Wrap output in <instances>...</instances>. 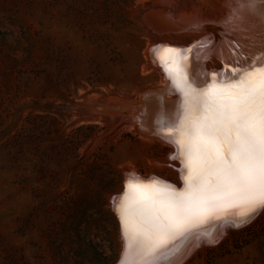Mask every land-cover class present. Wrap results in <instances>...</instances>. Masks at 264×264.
I'll list each match as a JSON object with an SVG mask.
<instances>
[{
	"label": "rangeland",
	"instance_id": "rangeland-1",
	"mask_svg": "<svg viewBox=\"0 0 264 264\" xmlns=\"http://www.w3.org/2000/svg\"><path fill=\"white\" fill-rule=\"evenodd\" d=\"M165 2L0 0V264H114L124 240L113 211L124 195L111 198L124 176L125 186L183 189L173 143L135 123L113 127L84 105L161 88L150 47L192 44L205 31L190 18L222 8L220 0ZM158 13L177 25L162 30ZM232 26L224 34L235 39ZM257 212L241 225L222 222V236L201 237L180 264H264Z\"/></svg>",
	"mask_w": 264,
	"mask_h": 264
},
{
	"label": "snow or ice",
	"instance_id": "snow-or-ice-1",
	"mask_svg": "<svg viewBox=\"0 0 264 264\" xmlns=\"http://www.w3.org/2000/svg\"><path fill=\"white\" fill-rule=\"evenodd\" d=\"M182 51L191 49L163 46L154 55L181 96L161 134L177 147L184 188L128 182L117 204L121 264H160L169 245L210 222L234 215L244 223L264 209V64L232 68L235 80L198 89L181 65Z\"/></svg>",
	"mask_w": 264,
	"mask_h": 264
},
{
	"label": "bare ground",
	"instance_id": "bare-ground-1",
	"mask_svg": "<svg viewBox=\"0 0 264 264\" xmlns=\"http://www.w3.org/2000/svg\"><path fill=\"white\" fill-rule=\"evenodd\" d=\"M163 2H165V0H163ZM164 4H166V2ZM220 4V7L222 8L219 9V16L217 17L214 15L212 18H190V25L194 28V30L205 31L204 34L196 35L192 41V44L178 46L167 44V41L162 39L160 41L161 43L150 47V62L155 67L159 68L162 78L165 80L161 88H165V91L167 90L168 93H176L177 100L172 102V99H174L175 96L173 97L170 95L164 97L162 95L161 97L156 95H146L140 109L134 113L132 117H127V119H129L127 121L128 124L129 122L135 123L138 125L139 130L143 132H150L156 135L159 134L167 141L169 140V137L164 136L161 133L163 132L164 128L169 126L171 121L175 119V115L181 101V96L171 84L170 79L166 78L165 71L155 58L154 52L158 51L160 47L169 46L179 50L191 49L190 52H181L180 62L183 69H185L189 74L192 83L198 89H203L208 84L213 82L229 83L232 80H235L237 77L232 75V68L246 70L249 68H255L258 64H264V0H254V2L253 0H220ZM158 15L161 17V19L163 18V22H158L160 25L159 27H161L162 30H164L163 28L168 30L167 28L170 25H174L172 18L169 17V13L168 15L166 13H158ZM230 25L231 28L233 27L232 25H234V28L238 30V32H236L237 34H234V36H237H235V39H231V36L224 34V31H229ZM205 44L206 46H204ZM207 44L209 47H207ZM211 55L216 56V59L221 60V63L216 66V64H214L216 61H214L215 59H213ZM183 56H187L188 59L184 60ZM209 57H211V60L208 61V63L205 62V60ZM238 75L239 73H237V76ZM128 104H133V102L128 101L125 103L127 106ZM93 114L97 115L98 117L105 116V114L103 115V113H101L99 110H96V112ZM175 153L177 154L176 146ZM182 169L181 176L183 180ZM128 178H130V176ZM153 179L155 180V178ZM176 189L179 190L178 188ZM231 211L235 212L236 210L233 209ZM253 215L251 217H253ZM238 219L239 218L235 217L234 215H227L224 217V219L212 221L204 227L193 231L187 236V238H181L175 241V247L169 245L170 250L160 258V264H180L192 252L193 248H196V245H200L201 237L206 238L207 241H213L222 236V233L225 229L222 226V222L229 221V223L232 222L235 226H237L244 224L250 218L246 219L244 223L239 224L236 223ZM123 240L122 250H124V252L121 250L122 254L120 256L119 264H121L125 254V246L123 247L125 242L124 237Z\"/></svg>",
	"mask_w": 264,
	"mask_h": 264
},
{
	"label": "water",
	"instance_id": "water-1",
	"mask_svg": "<svg viewBox=\"0 0 264 264\" xmlns=\"http://www.w3.org/2000/svg\"><path fill=\"white\" fill-rule=\"evenodd\" d=\"M164 82H165V80H164ZM146 95H156L158 97H161V95L163 97L170 95L173 97L175 96V98L172 99V102H175L177 100L176 93H168L167 90L165 91V88L154 87L152 89L151 88L145 89V90L141 91V93H136L133 97H122L121 98V97L116 96V95H112V96L108 95V96L104 97L102 100L95 99L97 101H90L89 103L87 101H85L84 105L90 114L95 113L96 110H99L101 113H103V115L105 114L106 117L108 115V117L111 119L113 127L114 126H121L129 120V119H127V117L128 118L132 117V115L140 109L143 101L145 100L144 98ZM128 101L133 102V104H130V105L128 104V106L125 105V103ZM172 154H174V153H172ZM174 160H177V159H174ZM124 179H125V176L123 178V184H122L123 189H122V191L119 194L112 196L111 202L115 198H119L120 196L124 195V190H125ZM113 214H114L115 218L117 220H119L115 210L113 211ZM122 251H120V255L114 264H119Z\"/></svg>",
	"mask_w": 264,
	"mask_h": 264
}]
</instances>
